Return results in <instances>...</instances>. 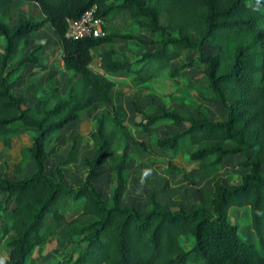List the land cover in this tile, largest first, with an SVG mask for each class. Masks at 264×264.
Segmentation results:
<instances>
[{"label":"trees","instance_id":"obj_1","mask_svg":"<svg viewBox=\"0 0 264 264\" xmlns=\"http://www.w3.org/2000/svg\"><path fill=\"white\" fill-rule=\"evenodd\" d=\"M24 1L35 3L39 19L16 16L9 25L6 18ZM94 6V17L103 19L126 14L137 28L155 33L156 39L142 38L137 32L104 30L99 37L69 39L64 36L66 19H76ZM264 18L263 0H0V144L8 150L23 128H32L29 144L19 149L22 161H30L34 171L17 180L0 175V264H27L32 250L43 243L53 223L65 222V235L76 236L72 242L70 264H264ZM163 19V20H162ZM162 20V21H161ZM48 23L60 46L62 67L76 75L64 95L57 86L33 82L27 90L37 101L23 106L24 97L10 92L20 78L25 63L37 62L38 46L27 55L8 61L22 39ZM196 34V40L192 35ZM115 39L132 40L141 45L157 46L129 60L113 49L98 51L101 44ZM216 50L198 53L195 58L172 69L169 62L185 50H198L203 44ZM94 55L97 70L89 67ZM202 68L211 96L209 102L224 110L220 120L207 114L195 119L187 114L160 109L145 113L134 107L140 118L135 126L151 137L152 146L170 155L193 146L188 161L196 166L184 169L186 179L205 181L211 190L199 191L200 201L187 209H163L153 193H145L144 211L122 203L130 157L123 147L112 165L114 186L110 200L103 199L93 186L100 166L120 139L123 125L114 111H101L93 120L97 137L80 183L67 187L61 172L55 179L45 174L46 146L69 121L94 103L108 102L115 80L110 75L123 72L133 86L143 84L167 71L176 77L186 67ZM234 99L226 102V92ZM163 121L186 123L178 132L163 137L154 135V127ZM142 149V141H134ZM74 150L72 142L68 155ZM246 173L238 183L224 185L217 181L218 165L227 157L242 155ZM67 159L64 161L66 162ZM70 201L71 211L63 201ZM230 207L249 209V227L255 242L243 240L238 226L228 221ZM209 209L210 214L206 209ZM68 211L65 218L63 211ZM77 214L90 218L78 221ZM50 220L46 221V216ZM11 234L10 237H7ZM185 237L188 248L179 244Z\"/></svg>","mask_w":264,"mask_h":264},{"label":"rangeland","instance_id":"obj_2","mask_svg":"<svg viewBox=\"0 0 264 264\" xmlns=\"http://www.w3.org/2000/svg\"><path fill=\"white\" fill-rule=\"evenodd\" d=\"M119 1V0H117ZM264 1V0H263ZM39 19L38 6L30 1H24L20 7L15 9L6 18L11 25L15 22L16 16ZM163 20V19H162ZM161 20V21H162ZM261 25L264 26V18ZM101 27L108 31L122 33L137 32L142 38L156 39L157 35L147 29L137 28L126 14L101 19ZM196 40V34L192 35ZM3 46V39L0 35V53ZM35 53L37 62L25 63L18 74L20 78L13 84L10 92L14 95L24 97L23 106H33L36 112L39 111L37 101L33 94L27 90V86L33 82L48 83L57 86L59 93L64 95L68 86L75 80L76 75L65 70L60 60V46L57 37L48 23L43 24L38 30L25 36L15 50V55L8 61L7 68L14 66L16 58L25 56L28 52L37 47ZM157 46L141 45L132 40L115 39L112 42L101 44L97 50L113 49L117 53L125 55L129 60L137 58L142 51L151 50ZM215 48L203 44L198 50H185L177 59L169 62V68L179 66L183 62L195 58L198 53L213 54ZM98 60L94 55L89 67L97 70ZM115 80V85L110 89L109 101L98 102L89 108L81 111L77 118L69 121L61 131L49 140L46 146L47 158L44 172L55 179L54 169L58 168L67 187L80 183L85 173L83 159L90 157L96 147L97 137L93 130V120L101 111H114L118 123L123 125L121 136L114 143L113 151L103 163L93 180L95 189L101 192L104 200L109 201L114 186L112 165L117 161L118 155L123 147L130 154L126 164L127 177L125 180L122 203L144 211L147 200L145 193H153L156 199L162 204L163 209L174 210L177 208L187 209L190 205L200 201L199 191L211 190L210 183L194 179H186L182 172L196 166L195 162L188 161V153L193 146L179 150L176 154L170 155L163 149H158L151 144V137L143 134L136 126L140 118L134 107H138L145 113L172 110L179 114H187L199 119L201 114H207L210 120L216 121L224 117V110L217 104L209 102L211 96L202 68L198 66L186 67L176 77H170L167 71L163 70L153 79L133 86L129 78L118 72L110 75ZM234 99L230 91L226 92V102ZM186 123L172 124L163 121L154 127V135L163 137L180 131ZM34 133L32 128L20 130L17 138L11 142L8 150H3L0 144V175L8 179L17 180L29 176L34 171L30 161H22L19 154L21 146L29 144V137ZM134 141H142L145 148L142 149ZM74 142V150L68 155V150ZM250 153L247 150L242 155H233L224 159L217 168V181L224 185L238 183L241 175L247 172V166L243 165L246 156ZM67 159L66 162H64ZM145 170L149 175L144 176ZM261 171H264V164ZM3 195L0 194V207ZM68 211L73 208L70 201H63ZM63 211L65 218L69 212ZM210 214L209 209H206ZM78 221L85 222L90 217L77 214ZM228 221L238 226L240 237L247 242H255V237L249 227V209L246 207H230L228 210ZM3 214L0 212V225ZM50 216H46V221ZM8 234L7 237H10ZM77 237L65 235V222L53 223L50 226L47 239L36 246L27 264H70L68 261L72 251V242ZM179 244L184 249L188 248V241L185 237H179ZM0 254L6 256L7 248L0 245Z\"/></svg>","mask_w":264,"mask_h":264},{"label":"built area","instance_id":"obj_3","mask_svg":"<svg viewBox=\"0 0 264 264\" xmlns=\"http://www.w3.org/2000/svg\"><path fill=\"white\" fill-rule=\"evenodd\" d=\"M104 34L101 19L94 17V6L83 11L76 19H66L64 36L69 39L99 37Z\"/></svg>","mask_w":264,"mask_h":264},{"label":"clouds","instance_id":"obj_4","mask_svg":"<svg viewBox=\"0 0 264 264\" xmlns=\"http://www.w3.org/2000/svg\"><path fill=\"white\" fill-rule=\"evenodd\" d=\"M144 176H148L149 175V170H145L143 173Z\"/></svg>","mask_w":264,"mask_h":264}]
</instances>
